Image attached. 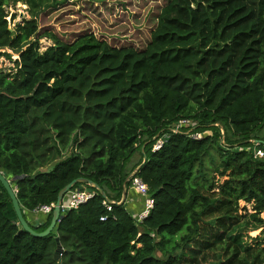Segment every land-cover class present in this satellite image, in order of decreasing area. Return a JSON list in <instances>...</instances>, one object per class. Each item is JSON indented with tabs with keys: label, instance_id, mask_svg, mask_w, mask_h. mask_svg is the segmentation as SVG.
<instances>
[{
	"label": "trees",
	"instance_id": "obj_1",
	"mask_svg": "<svg viewBox=\"0 0 264 264\" xmlns=\"http://www.w3.org/2000/svg\"><path fill=\"white\" fill-rule=\"evenodd\" d=\"M45 2L0 0V57L15 66L0 68V170L27 220L80 178L107 198L77 184L94 197L38 238L0 182V264H264L233 236L241 202L263 222L264 0H169L144 48L40 33ZM18 3L31 18L11 29ZM132 177L154 201L141 225L142 200L119 204Z\"/></svg>",
	"mask_w": 264,
	"mask_h": 264
},
{
	"label": "rangeland",
	"instance_id": "obj_2",
	"mask_svg": "<svg viewBox=\"0 0 264 264\" xmlns=\"http://www.w3.org/2000/svg\"><path fill=\"white\" fill-rule=\"evenodd\" d=\"M60 4L54 5L55 2ZM169 0H46L38 17L40 33L52 32L65 41H73L84 33H93L115 46L132 45L144 48L150 41L151 32L157 23V15ZM52 5L51 7H46ZM11 29L17 23L30 19L28 5L18 3L10 8ZM45 50L52 42L41 40ZM11 53V51H9ZM18 56L14 55L13 59ZM14 63L6 57H0V68L14 70ZM132 176V175H131ZM130 196V197H129ZM132 198V189L130 195ZM137 198V196H135ZM247 209V210H246ZM242 214L250 215L244 224L236 228L233 236L239 238L244 248L258 246L264 248V213L263 222L255 221L252 204L241 202Z\"/></svg>",
	"mask_w": 264,
	"mask_h": 264
},
{
	"label": "built area",
	"instance_id": "obj_3",
	"mask_svg": "<svg viewBox=\"0 0 264 264\" xmlns=\"http://www.w3.org/2000/svg\"><path fill=\"white\" fill-rule=\"evenodd\" d=\"M186 125H191L190 121H181L178 126L177 130L181 129L182 127ZM194 138L200 139L202 138L201 134H195ZM163 146V140L157 141V143L154 146V150L157 151L161 149ZM257 156L263 157L264 153L261 150H257L256 152ZM132 185L130 189L134 191L138 195L139 198L142 200V210L137 213L133 214L134 219L136 221L137 225H141L144 223V221L149 217L151 210L154 207V201L149 194L148 186L139 178V177H132ZM95 193L92 191H89L85 188H75L72 191L68 193L65 200L62 204V216H64L68 211L71 210H78L82 205L87 204L93 197ZM128 197V193H127ZM127 202V198L125 200V203ZM55 208V203L51 205H44L39 207L34 211V213L42 214L44 216H48L53 213ZM109 210H111L110 207H108ZM104 220V219H102ZM43 223V221H41ZM41 223V224H42Z\"/></svg>",
	"mask_w": 264,
	"mask_h": 264
},
{
	"label": "water",
	"instance_id": "obj_4",
	"mask_svg": "<svg viewBox=\"0 0 264 264\" xmlns=\"http://www.w3.org/2000/svg\"><path fill=\"white\" fill-rule=\"evenodd\" d=\"M144 159L145 160L147 159L146 155L144 156ZM16 179H17V177H15V178L7 177V175L3 171L0 170V182L2 183L4 188L6 189L7 193L10 196V199L13 203V208H14L16 216H17L18 225H20L22 231L28 232L29 234L33 235L34 237H38V238H45V237L51 235L55 231V229H57L59 222L63 218V216H62L63 201L65 200L68 193L70 191H72L77 184H79V183L80 184H83V183L88 184L89 186H92L95 189H97L103 197L107 198L106 192L103 189H101L100 186L97 185L96 183H93L92 181L84 179V178L74 180L73 182L68 184L66 187H64L60 191V193L58 195L57 202L55 203V208H54V211L52 214V220H51V224L49 225V227L43 232H37L32 227L31 223L24 216L22 207H21L20 202L18 200L17 191L15 189V186L13 185V181H15ZM126 198H127V190L125 189L123 199L119 204L124 203ZM57 252H59V251H57ZM56 257L58 258L59 256L56 255Z\"/></svg>",
	"mask_w": 264,
	"mask_h": 264
},
{
	"label": "crops",
	"instance_id": "obj_5",
	"mask_svg": "<svg viewBox=\"0 0 264 264\" xmlns=\"http://www.w3.org/2000/svg\"><path fill=\"white\" fill-rule=\"evenodd\" d=\"M132 194H133V197L130 198V200L128 201V205L131 206V204L133 206H135V208H139L141 206L140 204V201H141V198L138 197V195L136 193H134V191L132 190ZM130 195V191L128 192V196ZM135 196H137V198H135ZM132 199V200H131ZM133 209V208H132ZM28 217V221L33 224V225H39L41 224L43 221L44 222V219L47 217V216H44L42 214H37V213H28L27 215Z\"/></svg>",
	"mask_w": 264,
	"mask_h": 264
}]
</instances>
